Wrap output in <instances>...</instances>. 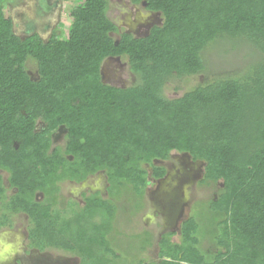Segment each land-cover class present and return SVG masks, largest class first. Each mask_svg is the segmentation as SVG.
<instances>
[{
  "label": "trees",
  "instance_id": "obj_1",
  "mask_svg": "<svg viewBox=\"0 0 264 264\" xmlns=\"http://www.w3.org/2000/svg\"><path fill=\"white\" fill-rule=\"evenodd\" d=\"M6 1L0 0V201L7 190L3 172L15 192L1 201L9 210H0V228L23 213L29 247L70 252L77 264H118L111 241L118 199L129 193L141 201L148 175L166 173L154 161L175 151L203 161L201 184L221 183L207 205L215 251H201L200 225L189 215L177 241L176 231L160 236L154 263L264 264V0H131L162 16L141 37L110 20L108 0H84L70 10L66 37L46 41L18 36ZM219 40L249 43L257 58L239 76L164 96L172 76L207 68L202 52ZM109 56L126 57L132 84L102 81L101 63ZM60 128L63 142L53 146ZM96 172L106 177L108 197L85 196L69 216L50 210L61 181ZM146 233L137 235L144 245Z\"/></svg>",
  "mask_w": 264,
  "mask_h": 264
},
{
  "label": "rangeland",
  "instance_id": "obj_2",
  "mask_svg": "<svg viewBox=\"0 0 264 264\" xmlns=\"http://www.w3.org/2000/svg\"><path fill=\"white\" fill-rule=\"evenodd\" d=\"M35 0H26V7L32 9ZM84 0H65L62 2L60 12V29L63 37H66L71 22L70 10L74 6L82 5ZM10 7H14V2H10ZM34 9V7H33ZM5 15L8 14L7 6L3 8ZM110 20L118 26L120 31L131 33L133 36L141 37L146 35L150 26L160 24L162 16L159 12L150 11L145 7V2L134 3L131 0H108L106 12ZM31 16L36 14L31 12ZM57 22L53 20V26ZM39 26V24H38ZM117 40L118 34L112 33ZM220 41V42H219ZM219 43L209 44L202 52V56L207 68L199 74L191 76H172L163 88V94L167 98L180 96L184 91L191 89L203 81H210L216 77L239 76L242 74L248 63L257 58L254 48L245 42L232 43L219 40ZM27 69L33 76L35 75V65L31 61L27 63ZM102 80L105 83L115 86H128L135 81V75L128 68L126 57H106L101 63ZM59 139L62 140V137ZM154 164L165 167L166 174L163 178L148 184L144 190L142 200L131 198L129 193L118 199L119 208L114 214V232L112 242L120 254L118 264H155L158 256L157 241L163 233L176 231L171 236L173 241L178 240L180 223L186 217L193 216L200 225L199 228V248L207 254L215 251V245L210 240V233L214 226V215L209 211L208 201L215 198L221 183L201 184L203 175V161H193L188 154L171 152L167 160H155ZM150 172V168L145 166ZM6 175L4 173V179ZM104 176L96 174L90 176L88 181L81 185L98 187L102 184ZM63 186V197L68 199L69 190L78 192L81 186L71 183H61ZM142 203L139 210L135 206ZM117 204V200H116ZM62 214L69 216L71 210H61ZM21 218L15 221L16 234L23 238V229L26 216L20 214ZM22 222V223H20ZM26 224V223H25ZM143 231L150 236V243L144 245L138 239V234ZM0 233V245L11 244L14 234ZM144 234V235H146ZM145 237V236H140ZM7 246V245H5ZM17 242H14L12 250H19ZM11 248V247H9ZM31 264H77V255L55 248H47L40 255L29 254ZM10 259V254L0 253V264H4ZM15 264V263H14Z\"/></svg>",
  "mask_w": 264,
  "mask_h": 264
},
{
  "label": "flooded vegetation",
  "instance_id": "obj_3",
  "mask_svg": "<svg viewBox=\"0 0 264 264\" xmlns=\"http://www.w3.org/2000/svg\"><path fill=\"white\" fill-rule=\"evenodd\" d=\"M12 1L14 2L13 4L14 7H10L11 5L10 2ZM62 2H63L62 0H35L34 6H33L34 9L32 7V9L30 10L26 7V0H10V1L7 0L5 2V6H7L8 8V16L11 18V22L13 24L12 25L13 31L18 36H20L21 38H25L30 35L37 34L39 37L42 38V40L46 41L52 35H56L60 37L63 34L62 30L60 29V24H61L60 12L62 8ZM31 12L35 13L36 16L32 17ZM53 20L57 22L55 26H53ZM63 136H64L63 128H60L57 131H55L52 137L53 146L62 144ZM60 137H62V140L59 139ZM4 173L6 175V178H7V173L3 172V181L5 183L7 190L5 192V198L1 201L8 199V196L11 195L13 192H15V188H10L9 184L7 183L6 178L4 179ZM96 174H102L104 176L103 172H96L95 174L89 175L82 181H74V180L61 181L60 184L64 182L65 186L67 185V183H71L72 185H77V186L80 185L81 189L78 192H73L69 190L68 194H70V197L68 199H65L63 197V192H62L63 186H60L59 184L60 189L58 191L57 200H56L57 206L51 207L50 210H81L82 209L81 206L84 205L85 196H90L92 194L98 193L102 197H108L107 191H106L108 184H107L105 176L102 181V184H100L98 187L95 186L94 188L90 186L81 185L85 181H88L90 176H93ZM165 175L167 174L165 173ZM156 180L157 179H154L150 175H148L147 185ZM146 186H145V189H146ZM35 199L37 201H42L44 199V194L37 190L35 192ZM1 201H0V210H9L1 205L2 204ZM20 214H23V213H16L10 216L12 223L0 228V233L3 236L6 233L14 234V239H13L14 241L11 244L9 245L5 244L7 246L0 245V253L6 252V254L8 253L10 254V259H8V261H6L4 264H14V263L15 264H31L32 261H30L31 257L29 258L28 256L29 254L40 255V253H43V251L47 249L45 248V249L40 250V249L28 246V239H27L28 218L25 214L24 215L26 216V221H25L26 224L24 223V225H22V229L24 232L23 238L22 236L19 237V234H16V229L14 227V225L16 226V224L14 223L15 221H17L18 215H19L18 218H21ZM15 241L17 242V245H20V246H17V247H20L19 250H12V248L14 247ZM40 264H46V263L41 262ZM60 264H63V261Z\"/></svg>",
  "mask_w": 264,
  "mask_h": 264
},
{
  "label": "water",
  "instance_id": "obj_4",
  "mask_svg": "<svg viewBox=\"0 0 264 264\" xmlns=\"http://www.w3.org/2000/svg\"><path fill=\"white\" fill-rule=\"evenodd\" d=\"M103 81V80H102Z\"/></svg>",
  "mask_w": 264,
  "mask_h": 264
}]
</instances>
